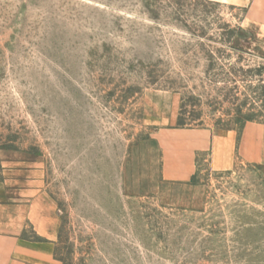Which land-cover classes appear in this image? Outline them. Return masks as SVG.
I'll return each instance as SVG.
<instances>
[{"label":"rangeland","instance_id":"obj_1","mask_svg":"<svg viewBox=\"0 0 264 264\" xmlns=\"http://www.w3.org/2000/svg\"><path fill=\"white\" fill-rule=\"evenodd\" d=\"M244 12L0 0V180L7 158L34 160L59 214V264H264L262 166L217 171L201 154L189 185L159 187L142 120L145 95L166 92L187 127L264 121V49Z\"/></svg>","mask_w":264,"mask_h":264},{"label":"crops","instance_id":"obj_2","mask_svg":"<svg viewBox=\"0 0 264 264\" xmlns=\"http://www.w3.org/2000/svg\"><path fill=\"white\" fill-rule=\"evenodd\" d=\"M245 8L242 26L264 49V0H216ZM179 103L173 94L148 92L142 120L152 126L149 144L159 151L157 186L189 185L197 160L207 154L211 169L223 171L235 159L262 166L264 121L233 128L177 127ZM0 180V264H59L54 256L59 214L42 188L39 171L28 156L9 157Z\"/></svg>","mask_w":264,"mask_h":264},{"label":"trees","instance_id":"obj_3","mask_svg":"<svg viewBox=\"0 0 264 264\" xmlns=\"http://www.w3.org/2000/svg\"><path fill=\"white\" fill-rule=\"evenodd\" d=\"M177 127H187L185 126V123H183L181 112H179L178 118H177Z\"/></svg>","mask_w":264,"mask_h":264}]
</instances>
